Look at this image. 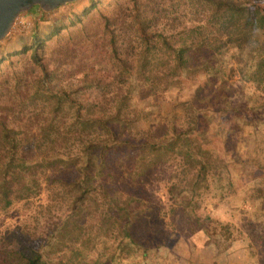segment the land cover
<instances>
[{"label":"rangeland","instance_id":"374dc122","mask_svg":"<svg viewBox=\"0 0 264 264\" xmlns=\"http://www.w3.org/2000/svg\"><path fill=\"white\" fill-rule=\"evenodd\" d=\"M215 1L74 0L18 15L0 40V119L18 154L46 170L36 194L0 198V252L28 245L46 264H264V0H228L242 4L232 16ZM180 47L187 64L211 67L174 71ZM98 115L115 138L92 149L87 172L106 192L76 209L84 235L71 244L55 229L82 148L104 130ZM197 142L211 159L195 220L172 197L188 189L182 150ZM150 143L165 146L155 155Z\"/></svg>","mask_w":264,"mask_h":264},{"label":"trees","instance_id":"16d2710c","mask_svg":"<svg viewBox=\"0 0 264 264\" xmlns=\"http://www.w3.org/2000/svg\"><path fill=\"white\" fill-rule=\"evenodd\" d=\"M214 3V11L224 9L228 11V15L232 16L235 12H242V4L233 6V3L228 0H216ZM248 16V14H246ZM248 19V18H247ZM34 44L38 45L39 40L36 39ZM184 48L180 47L177 49L172 68L174 71L181 69L185 72L189 71H199L205 70L206 72L211 67L209 63H198V64H187L183 59ZM200 65V66H199ZM42 66V65H41ZM139 68L143 67L141 64ZM44 71L46 70L42 66ZM189 102V101H188ZM185 102L183 105H188L190 102ZM99 116V115H98ZM1 120V119H0ZM93 121L104 122L103 132L100 131V128H96L93 136L89 138L85 143V148L83 147L82 158L83 163L79 167V174L70 181V186L73 191L71 204H70V215H68L60 223V225L55 229V232L58 233V236L65 239L71 244L81 243L83 233V223L78 219H75L73 215L75 214L76 209L80 206H83L85 200L88 198L90 193L95 190V188H100L101 192H106L101 185L94 186L89 179L87 172V164L89 165V158L92 149L98 147V145H107L110 140L114 141L115 132L109 124L106 123L105 116H99L94 118ZM189 139V136L186 135ZM83 146V143L81 144ZM146 146L148 144H145ZM165 146L163 143H150L149 147L153 149L154 154H159L161 147ZM105 147V146H104ZM107 148V147H106ZM91 150V151H90ZM146 150L145 147L140 148V153ZM18 140L14 135L12 128L8 127L4 120L0 121V198L9 200L21 199L34 195L38 192L40 183H39V173L45 171L46 168L41 160H30L25 158L22 155L18 154ZM181 153V152H179ZM183 154H186V163L189 165L188 173L189 175L185 177V183L188 186L183 188L180 191V200H176L175 197H172L173 201L179 203L183 209L190 206L189 217L194 219H199L200 216L196 214L195 207L197 206V201L194 199V196L199 194V191L202 188L207 186L205 174L209 169L210 163V152L201 147V144L197 142L195 144V151L187 146L185 150H182ZM99 154H104L99 151ZM139 155L138 160L141 158ZM104 162V159H101ZM175 187V184H171L168 190H171ZM190 191V192H189ZM104 197L108 194H104ZM95 200V198L93 199ZM111 199H109V202ZM112 204V202H110ZM115 206V205H114ZM121 213L128 214L127 209L119 207ZM118 213V212H117ZM119 215V214H118ZM125 218V217H124ZM206 220L208 218H205ZM209 220V219H208ZM202 222L199 224L201 225ZM131 224L129 221H126L123 226L124 236L133 241L132 232L129 228ZM203 228V227H201ZM227 237V236H226ZM0 264H46L45 259L40 250L30 247H4L0 252ZM78 264H80L78 262ZM225 264V263H224Z\"/></svg>","mask_w":264,"mask_h":264},{"label":"water","instance_id":"95a60500","mask_svg":"<svg viewBox=\"0 0 264 264\" xmlns=\"http://www.w3.org/2000/svg\"><path fill=\"white\" fill-rule=\"evenodd\" d=\"M74 0H0V40L7 34L18 15L32 6L52 10Z\"/></svg>","mask_w":264,"mask_h":264}]
</instances>
